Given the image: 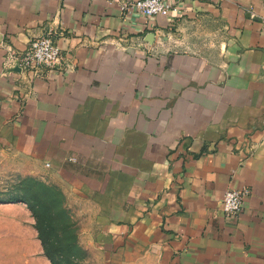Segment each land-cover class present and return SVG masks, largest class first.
<instances>
[{
  "label": "crops",
  "instance_id": "crops-1",
  "mask_svg": "<svg viewBox=\"0 0 264 264\" xmlns=\"http://www.w3.org/2000/svg\"><path fill=\"white\" fill-rule=\"evenodd\" d=\"M167 1L0 0V150L87 205L103 264H264V0ZM48 31L59 66L4 70Z\"/></svg>",
  "mask_w": 264,
  "mask_h": 264
},
{
  "label": "rangeland",
  "instance_id": "rangeland-1",
  "mask_svg": "<svg viewBox=\"0 0 264 264\" xmlns=\"http://www.w3.org/2000/svg\"><path fill=\"white\" fill-rule=\"evenodd\" d=\"M30 206L39 207L42 235ZM85 208L40 165L0 150V264H52L41 236L56 264H103L87 242L85 232L90 231L94 213Z\"/></svg>",
  "mask_w": 264,
  "mask_h": 264
},
{
  "label": "built area",
  "instance_id": "built-area-1",
  "mask_svg": "<svg viewBox=\"0 0 264 264\" xmlns=\"http://www.w3.org/2000/svg\"><path fill=\"white\" fill-rule=\"evenodd\" d=\"M119 3L125 12L136 10L145 17L171 16L179 11L177 4L167 0H111ZM62 49L54 39L51 31L33 36L25 49L16 50L7 47L4 59V70L17 67L20 71L33 76H42L44 69H52L60 65ZM46 166H49L46 163ZM249 194L247 187L228 188L224 191L221 209L228 218H234L241 210L244 198Z\"/></svg>",
  "mask_w": 264,
  "mask_h": 264
},
{
  "label": "trees",
  "instance_id": "trees-1",
  "mask_svg": "<svg viewBox=\"0 0 264 264\" xmlns=\"http://www.w3.org/2000/svg\"><path fill=\"white\" fill-rule=\"evenodd\" d=\"M22 200H24V199H22ZM24 202L27 203V201H24ZM37 208L38 209H34L32 206H30L32 213H33L34 217L36 218V224H37L36 228H37L39 234L42 235L43 234V230H42V222L43 221H42V217H41L40 212H39V207H37ZM40 239H41L42 247L45 251L46 256L48 257V259L51 261L52 264H56L54 258L48 253L46 240L42 236L40 237Z\"/></svg>",
  "mask_w": 264,
  "mask_h": 264
},
{
  "label": "water",
  "instance_id": "water-1",
  "mask_svg": "<svg viewBox=\"0 0 264 264\" xmlns=\"http://www.w3.org/2000/svg\"><path fill=\"white\" fill-rule=\"evenodd\" d=\"M153 35H154L153 33H150L149 36L151 37V39H149L148 37H147V39L150 40V41H152L153 40Z\"/></svg>",
  "mask_w": 264,
  "mask_h": 264
}]
</instances>
